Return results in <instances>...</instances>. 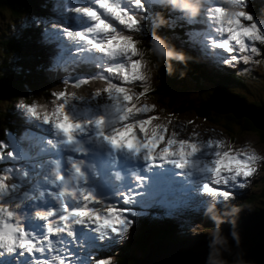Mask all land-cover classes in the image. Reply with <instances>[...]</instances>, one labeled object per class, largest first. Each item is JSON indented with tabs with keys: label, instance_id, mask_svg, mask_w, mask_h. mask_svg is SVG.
Returning <instances> with one entry per match:
<instances>
[{
	"label": "snow or ice",
	"instance_id": "obj_1",
	"mask_svg": "<svg viewBox=\"0 0 264 264\" xmlns=\"http://www.w3.org/2000/svg\"><path fill=\"white\" fill-rule=\"evenodd\" d=\"M158 0H153L152 7L156 6ZM135 7L142 10V12H147L148 6L145 3V0H139V3H136V0H133ZM242 3L245 8V12L239 16V20L233 21V24H237L238 26L242 25L245 29L251 28L255 25V28L258 29V36L260 39H250L247 35H245L243 40L244 50L246 52L254 50L258 55H264V51H261V48L258 45H261L262 41H264V24L257 20V18L250 12L247 11V0H242ZM113 4V11L122 10L120 11L121 15L131 16L136 19V23L134 27H127L126 25H120L118 22L111 17H103L106 21L111 23L115 28L116 31L122 32L124 34L133 32L138 30L140 25V20L137 15H134L124 9L119 3L114 2ZM73 12H80L83 14V11L80 7H76L71 9ZM98 11H101L98 9ZM84 15V14H83ZM87 17V16H86ZM89 18V17H88ZM215 19V17H212ZM92 21V20H91ZM94 23V21H92ZM217 29L219 25L216 26ZM201 31V30H195ZM68 39L71 43L76 45H83V41L77 42L76 40L72 39V33H66ZM97 36H103V33H97ZM230 33L224 31L222 33H216L217 39L214 37L211 41V47L223 50L222 53H226L227 55H223L221 62L222 63H238L241 60L242 52L240 51L241 45L237 43V39L239 36L229 41L228 44L223 45L217 43V41L227 40ZM192 39V38H191ZM117 40L120 41V44L117 45V41L112 42V47L114 49L117 48H124V51L119 52L117 55L115 52L110 53L112 59L116 61V64H124L125 68L128 67V64L125 63L128 61L129 57L132 60L139 59L138 56H132V51L129 50L124 43V41L120 40L117 37ZM195 41V40H193ZM132 42L135 44V37H132ZM103 47V46H102ZM138 50V44L136 45V49ZM81 51L80 48L73 49V55H78ZM233 57L235 59L233 60ZM88 80V79H85ZM133 83L143 84V81H133ZM121 87H127L126 84H121ZM61 92H54L51 94L52 100H56L59 98V101H63L65 97L68 95L66 90H62ZM129 106H131L129 104ZM28 111L34 118L42 119L45 123L49 124L51 127H54L58 133L65 136L67 139L72 140L76 131L80 130V125H78L71 115L68 112V105L64 104L60 106L59 103L54 104L52 109L49 110L46 105L34 104L27 106ZM155 107L153 106L152 111L150 112H143L140 115L144 118L145 121H148L150 118L152 121L158 119L157 116L149 115V113L153 112ZM139 117H133L131 115L128 116L127 119L121 122V127L124 124H129L133 120ZM194 123V122H191ZM154 126V123H150L149 127ZM158 132L163 135L164 142L166 143L171 135H175L177 141L181 139V133L173 129L171 133L168 132L166 126H160L158 128ZM135 134L138 137L143 138V133L140 131L139 128L135 129ZM120 137L114 139V144H119ZM160 140V135H157L155 139L152 140L151 144L148 145L149 148L155 146V150L158 152L160 148H157V141ZM194 138L188 137V144L181 145V153L185 156H189L192 152V149L188 147V145L193 144ZM120 146H129L128 145V138H124L123 144ZM196 148H200V144L198 140L195 144ZM215 145H213V151L215 150ZM230 156L233 157L235 161H240L244 165V171L239 172L238 174H226L224 172H217L215 169V164H213L212 171H208L209 176L213 177L211 180H207L203 182L200 186V191L203 194L213 195L220 198L228 197L232 198L233 193L228 188V186L222 182L217 183L215 182L216 176H226L229 180H234L237 182V186L244 187L245 183L250 180V178L254 175L252 170V159L249 157L248 159L245 158L244 154H233L229 153ZM217 163H221L217 161ZM181 168L184 167V162H180ZM157 179L152 182L144 181L142 179L136 180L133 187L125 190L122 192V195L117 196L114 201L105 203L102 207L98 206L101 202L96 200H92L91 203L84 202L85 209H91V211H84L80 212L77 210L78 215L72 221V223H68L67 220L65 221V229L64 231L68 232L70 235L72 232L75 231L73 225H87L88 229L95 233L99 237V243L104 244L105 242H110L113 246L117 243H120V238L125 236L129 230L132 228L133 224L135 223L134 218L139 216L140 213L147 212L148 214H166L167 211V204L165 203L167 197L175 191L173 189L170 182H168L164 177L159 176L157 174ZM244 181V182H241ZM151 184V190L146 187V184ZM223 186V187H221ZM141 197H146L147 199H141ZM89 199H92L91 197ZM2 202V201H0ZM69 209L71 206H68ZM43 221L44 226V219ZM16 225L15 219L9 221ZM56 232H49L48 239L45 240L43 237L44 227L41 230L40 234H30L25 228H20L19 225H16L15 230L12 229L6 230V234L3 238H0V258L4 256H12L16 260V264H21V261H24V264H34V261H41V260H49L50 255L55 254V250H50L47 247H41V245L47 244L49 240H54L57 238ZM37 237H40L38 240ZM27 258V259H25ZM112 257H106L99 261H96V264H111Z\"/></svg>",
	"mask_w": 264,
	"mask_h": 264
},
{
	"label": "trees",
	"instance_id": "obj_2",
	"mask_svg": "<svg viewBox=\"0 0 264 264\" xmlns=\"http://www.w3.org/2000/svg\"><path fill=\"white\" fill-rule=\"evenodd\" d=\"M39 1L30 0L27 12L41 10ZM4 3L9 2L2 1V5ZM261 5H264V3ZM0 12L6 18L9 15L23 11L8 9L7 11ZM200 16L197 15L195 19L198 20ZM171 35L172 32L168 27L165 30H155L149 34L143 33L140 36L142 52L149 60L151 70L154 71L155 75L154 82L150 87L144 86L145 101L151 102L161 112H170L181 118L191 116V118L198 119L202 123L205 122L209 126L219 127L226 135L233 134L231 135L233 137L236 133L232 126L236 128L240 127L239 130L254 131L260 142L264 144V129L255 126L250 118L236 117L231 111L218 112L213 107L214 105L207 107L204 104L209 101L211 102L210 91L213 90L216 82L228 85L234 83L236 80H242L233 71L222 73L219 70L204 65L194 52L173 45V42L170 40ZM36 38V32L33 29L21 27L18 29L17 38L12 35L8 37L7 43L4 46L0 45V52L7 54L9 50H12L13 54L12 58H8V56L0 57V137L3 134L4 127L9 126L13 120H18L12 112L14 102L17 100H27L26 102H30L38 98L47 100L50 94L60 87L58 81L52 79L44 67L45 53L49 52V49L44 44L37 43ZM155 38L162 40L167 49L181 53L184 59L179 61V59L161 55L156 48ZM11 43L14 44V48L10 45ZM148 49L151 51L150 54L147 53ZM179 62H182V65ZM176 66H180L181 70H173ZM23 75L26 77L23 78ZM221 77L222 79H220ZM235 89L240 88H233L232 91H235ZM235 92L244 96L242 91L236 90ZM261 182H264L263 178ZM254 185L252 184V187ZM262 192L264 193V189H262ZM260 196H262V199L264 198V195ZM208 218L211 219V217ZM170 221L173 222V219L168 217L167 221L164 222L167 228L157 234V237L151 243L158 240L177 239L176 236L182 234V230L177 223L173 222L175 224H170ZM154 222L157 221L155 220ZM144 224L151 223H139L135 229L133 228L131 232L132 236L128 242L126 244L123 243L118 248L116 264H130L131 258L129 255L134 253L141 245V234L139 233L134 239L133 234H135L137 227ZM183 236L180 235V238ZM125 251L128 252V255L124 254Z\"/></svg>",
	"mask_w": 264,
	"mask_h": 264
},
{
	"label": "rangeland",
	"instance_id": "obj_3",
	"mask_svg": "<svg viewBox=\"0 0 264 264\" xmlns=\"http://www.w3.org/2000/svg\"><path fill=\"white\" fill-rule=\"evenodd\" d=\"M2 1H7L10 4L4 3L2 5ZM29 5H30V0H0V6H1L0 11L4 12V11H7L8 9H14L15 11H23L21 13L9 15L6 18L0 12V45L1 46H4L7 43L8 37L12 35L16 36V38L18 37V29L21 28L22 26L20 17L22 18L24 15L28 13L27 10L29 9ZM29 12H31L32 14L35 11H29ZM30 18L33 19V16L31 15ZM167 25H170V24L167 23ZM153 28L157 29V26L154 25ZM10 45L12 46V48H14V44L11 43ZM130 47H132V45H130ZM261 51H264V46H262ZM150 52H151L150 49H148L147 53L150 54ZM2 56H8V58H12L13 57L12 50H9L7 54H3L2 52H0V57ZM245 59L247 62L245 60L243 61L244 63L246 62L244 67H241V68L233 67L231 69L236 74V76L240 78L243 82L236 80L234 83H230L226 86L228 87L230 91H232V89L236 87L240 88V89H235V91L236 90L242 91L244 93V96L238 93L237 94L239 97H244L245 99H247L248 100L247 103H254L255 105H260V104L264 105V55H258L256 53L254 55L246 56ZM179 64L182 65V62H179ZM150 66L151 65L149 64V60L144 55V64H143V69H142L144 70V72H142V76L140 75L136 76L135 70H130L127 76H125V78L122 80V83L133 80L135 77H139L143 81V85H151L154 82L155 75H154V71L151 70ZM173 70L180 71L181 68L180 66L178 67L176 66V68H174ZM24 77L26 76L23 75V78ZM16 78H18V76H16ZM220 79H222V77ZM203 83L205 84V82ZM235 91H232V92L236 93ZM207 103L208 102L204 104L206 105ZM209 105L213 106L211 102L209 103ZM12 109H13V106H12ZM228 111H231V110L220 111V112L223 113V112H228ZM188 118L190 117H183V118L178 117V119L183 120V121L185 120L189 121L190 119ZM194 121H196V124L199 126H202V127L206 126L207 129L210 131L211 127L207 123L205 122L202 123L198 119L190 120L189 122H185V123H188L191 128H194V123H191ZM232 127L234 128L235 130L234 132L236 133L234 137H232V139L237 144L240 145V144L248 143L250 147H253V149H255L257 153L260 154L262 159L259 162V167L256 168V170H254L253 163H252V170L254 172V175L250 178L249 180L250 185L249 187H246V189L243 191V196L241 198L237 199L236 201H233V198H235L236 196V192H234L232 198H228V197L223 198L224 202L230 201L229 205L228 203H225L223 204V207L221 203L222 199L220 200L219 204L221 206V209L218 211L220 212L219 214L216 211L214 212L209 211V212L202 213L201 212L202 208L200 209L198 208L199 210L192 211L191 215L199 213L202 220L195 221L193 224H190V226H184V225L177 224L179 228L182 230V233L185 235V238L190 237L192 239H195V238L210 237V235H216L215 227L223 224L229 218L249 213L256 206L262 207L261 204L264 198L262 199V196L260 195H264V193L262 192V189H264V182H261V179L262 178L264 179V170H263L264 167L262 168L264 164V144L260 142V140L258 139V136L256 135L254 131L239 130L240 127L239 128H236L234 126ZM203 130H205V128ZM230 135H233V134H230ZM221 143H222V147H227L229 144L228 140L225 137H222ZM85 174H87L88 176H91L90 173H85ZM244 183L248 184V181ZM252 184H255V185L252 187ZM244 187H240L239 189L242 190L244 189ZM208 217H211V219H209ZM170 218L173 219V222H175L174 217H170ZM155 220L158 221L157 219ZM149 221L150 220L148 218H144L142 221L138 222V224L139 223H151ZM173 222L170 221V224H175ZM138 224L134 225L130 229V232L127 234L126 239L121 241L119 245L122 243L126 244L128 242V240L132 236L131 232L133 231V228L135 229V227ZM165 228L167 227L166 225H164V222L144 224V225L137 227L135 234H133V239L140 233L141 234V237H140L141 245L140 247H138L137 250L134 251V253L129 255L131 258L130 264H132L137 257L143 256L148 251L150 243L157 237V234L161 233L162 230H165ZM176 237L179 239L180 234H178V236ZM116 253H117V250H116ZM124 254L128 255V252L125 251ZM116 259L117 258L115 256H112L111 264H116ZM209 262L210 261H208L207 263L202 262L200 264H263V263H251L248 261H241V260H231V261H226V262L212 261V263H209ZM93 264H96V261H94Z\"/></svg>",
	"mask_w": 264,
	"mask_h": 264
},
{
	"label": "water",
	"instance_id": "obj_4",
	"mask_svg": "<svg viewBox=\"0 0 264 264\" xmlns=\"http://www.w3.org/2000/svg\"><path fill=\"white\" fill-rule=\"evenodd\" d=\"M216 111L231 110L234 116L246 115L264 129V105L247 103L215 83L210 95ZM213 237L161 240L132 264H198L208 261L241 260L264 264V206L231 217L215 227Z\"/></svg>",
	"mask_w": 264,
	"mask_h": 264
},
{
	"label": "clouds",
	"instance_id": "obj_5",
	"mask_svg": "<svg viewBox=\"0 0 264 264\" xmlns=\"http://www.w3.org/2000/svg\"><path fill=\"white\" fill-rule=\"evenodd\" d=\"M169 2L171 4L179 3L183 8L187 9L193 15H195L199 11L196 0H169ZM155 45L160 54L165 57L175 58L179 60L184 59V56L181 53H176L167 49L164 45V42L159 38H155Z\"/></svg>",
	"mask_w": 264,
	"mask_h": 264
},
{
	"label": "bare ground",
	"instance_id": "obj_6",
	"mask_svg": "<svg viewBox=\"0 0 264 264\" xmlns=\"http://www.w3.org/2000/svg\"><path fill=\"white\" fill-rule=\"evenodd\" d=\"M223 86L225 87V89H226L228 92H230V93H232V94L238 96L237 93H234V92L230 91V90L228 89V87H227L225 84H224ZM211 92H212V91H211ZM211 92H210V93H211ZM208 98H209V97H208ZM242 98L245 100V102H248L247 99H245L244 97H242ZM209 103H210V101L206 104L207 107L210 106ZM211 103H212V101H211ZM212 104H213V103H212ZM236 117H239V118H246V119H247V116H246V115H239V116H236ZM67 167L70 168L69 166H67ZM261 205H262V207H263V206H264V202H262ZM259 207H261V206H258L256 209H252V211L258 210ZM200 208H202V207H200ZM200 208H199V209H200ZM199 209H196V211L199 210ZM202 209H203V208H202ZM192 211H194V210H192ZM218 211H219V210H217L216 212L219 214L220 212H218ZM252 211H251V212H252ZM229 219H230V218H229ZM229 219H228V220H229ZM228 220H227V221H228ZM225 222H226V221H225ZM225 222H224V223H225ZM181 233H182V232H181ZM180 235H184V234L182 233V234H180ZM213 236H215V235H210V237H213ZM177 239H178V238H177ZM177 239H172V240H177ZM179 239H192V238H190V237H186V238H185V235H184V236L181 237V238L179 237ZM170 240H171V239H170ZM158 241H161V240H158ZM155 242H156V241H155ZM153 243H154V242H153ZM153 243H151V245H152ZM151 245H150V247H151ZM138 259H139V258H136L135 261L138 260ZM216 262H218V261H216ZM206 263H207V262H206ZM209 263H212V261H210ZM198 264H200V263H198Z\"/></svg>",
	"mask_w": 264,
	"mask_h": 264
}]
</instances>
